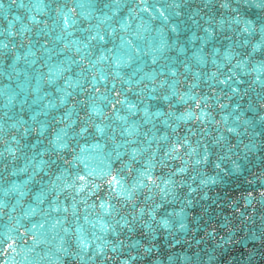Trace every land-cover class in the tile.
Wrapping results in <instances>:
<instances>
[{"label": "water", "instance_id": "95a60500", "mask_svg": "<svg viewBox=\"0 0 264 264\" xmlns=\"http://www.w3.org/2000/svg\"><path fill=\"white\" fill-rule=\"evenodd\" d=\"M58 117L0 129V264H264V64Z\"/></svg>", "mask_w": 264, "mask_h": 264}, {"label": "snow or ice", "instance_id": "6c2138e0", "mask_svg": "<svg viewBox=\"0 0 264 264\" xmlns=\"http://www.w3.org/2000/svg\"><path fill=\"white\" fill-rule=\"evenodd\" d=\"M0 6H3V0H0ZM105 7H107V5H105ZM225 7H227V5H225ZM35 18V17H34ZM105 19H107V16L104 17ZM232 19L234 20L235 23L237 24H240L241 27L239 28V30L237 31L236 35L237 36H240L242 33H254L255 31H259L261 33V36H264V14L261 15V17L259 18V21H255L254 19L252 18H249L247 16H244L242 17L240 12L237 11L236 12V15L235 17H232ZM65 25H67L68 21H67V18H65V21H64ZM99 26H97L98 28ZM206 29H207V32L209 34L212 33V28H208L207 25H205ZM173 28H175V25H173ZM109 31H111V29H109ZM94 35H99V33H95ZM104 37L101 35L100 36V39H103ZM93 39V35H89L88 37V40H91ZM207 39V37H205V40ZM243 44H248L249 43V40L248 39H244L241 41ZM241 42H238L241 43ZM48 41H44V44H47ZM262 44H264V39L260 40L259 42H256V43H253L252 44V48L253 50L259 48ZM159 47L163 48L164 45L163 44H160ZM229 47L231 48V44L229 45ZM78 48H85V50L87 51V44H79L78 43ZM135 52H140L141 50L139 48H135V46H133ZM61 51H63V49H60ZM105 51H108L107 49ZM153 53H154V56H153V59H155V50H153ZM229 55H231V53H227ZM251 53H249L250 55ZM101 56H103V53H101ZM104 59H107V57H103ZM66 59L69 61V65L72 64V63H75V60L72 59V57H66ZM133 59V52L132 51H129L127 54H124V53H117V57L115 58V63L117 65H119L120 63H124V62H129ZM248 57L247 56H244L243 57V60H247ZM76 60H84V56L83 55H78L76 57ZM87 61H85L86 63ZM243 61H239L238 63H242ZM69 65H61L58 69H56V71H63L64 68L68 67ZM49 71H53V69H49ZM173 71H175V69H173ZM50 80H54L55 77H49ZM65 83H67V81H65ZM47 95V93L45 94ZM63 97H61L62 99ZM129 108H132V109H135V105L134 104H130L129 105ZM144 111L147 113V108L144 109ZM57 119H59V117H57ZM236 119H240V117H236ZM44 125H38V128L42 131ZM25 131H27V129H25ZM81 131L83 132L84 129H81ZM61 137L59 135L55 136L53 138V143H57L58 141H60ZM35 145H33L34 147ZM12 152H15L16 149L15 148H11L10 149ZM132 152L135 153L136 152V149L133 148L132 149ZM205 155H207V153H205ZM45 166V161L43 159H41L38 164H37V168H43ZM23 170V169H21ZM146 174V173H145ZM33 176H35V171L33 172ZM33 176H30V177H27L26 179H32ZM149 179H151V177H149ZM141 183H143V181H141ZM165 183H167V181H165ZM59 194V193H57ZM39 195V193L37 194ZM103 203V202H102ZM105 211H107V209H105ZM122 223H126L125 221H121ZM93 223H95V221H93ZM164 223H167V221H164ZM99 225H102L104 226L105 228L107 227H110L111 225H106L105 224V221L103 219H101L99 221ZM78 227V230L82 233L83 230L82 229H79V226ZM129 228H131V225H128ZM67 226H65V231H67ZM78 239V242L80 245H84L85 244V237L83 235L77 237ZM61 242L63 241V237L60 238ZM90 242V241H89ZM64 247V245L61 243V244H58L57 245V251H60L62 250V248Z\"/></svg>", "mask_w": 264, "mask_h": 264}]
</instances>
